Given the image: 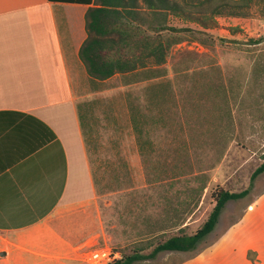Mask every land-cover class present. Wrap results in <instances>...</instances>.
Segmentation results:
<instances>
[{
	"label": "rangeland",
	"instance_id": "rangeland-1",
	"mask_svg": "<svg viewBox=\"0 0 264 264\" xmlns=\"http://www.w3.org/2000/svg\"><path fill=\"white\" fill-rule=\"evenodd\" d=\"M241 13L167 14L163 28L193 30L199 39L172 34L178 43L159 76L89 80L93 95L79 100L78 111L101 221L99 246L118 259L147 255L180 232L193 234L211 212L215 190L248 189L225 205L197 249L203 248L264 187V173L250 183L264 160V0ZM128 19V49L156 35L147 14ZM192 253H160L135 264H173Z\"/></svg>",
	"mask_w": 264,
	"mask_h": 264
},
{
	"label": "crops",
	"instance_id": "crops-1",
	"mask_svg": "<svg viewBox=\"0 0 264 264\" xmlns=\"http://www.w3.org/2000/svg\"><path fill=\"white\" fill-rule=\"evenodd\" d=\"M100 9L113 0H0V264H84L100 248L78 111L93 95L81 47L103 40L113 58V15L107 28L104 14L87 18ZM249 251L264 264V187L237 221L173 264H252Z\"/></svg>",
	"mask_w": 264,
	"mask_h": 264
},
{
	"label": "trees",
	"instance_id": "trees-1",
	"mask_svg": "<svg viewBox=\"0 0 264 264\" xmlns=\"http://www.w3.org/2000/svg\"><path fill=\"white\" fill-rule=\"evenodd\" d=\"M88 1L86 0V2ZM252 2L253 0H180V2L177 0H113V10H91L87 13V18L91 14H104L102 18H104L106 28L109 25L107 16L109 14L113 15V58H109L108 51L104 50V41L99 39L86 41L80 49V58L86 67L90 80L102 81L118 74L119 76L141 75L143 81H149L159 76L157 74L159 66L165 62L170 47L178 43V40H173L172 34L180 32L183 37L190 35L194 39H199L194 36L195 34L198 35L199 32L193 30L163 28L160 24L165 21L164 18L167 14L173 16L179 14L186 18L194 15L207 16L208 14L216 16L243 14L241 13L243 9L249 7ZM138 14L149 16L150 23L155 26L156 35L153 34V38H148V43L135 45V52L130 53L127 50L128 45L126 42L130 39L131 31H129L128 22L125 19L132 18L134 20ZM195 19L198 21L197 17ZM164 31L168 33V36L163 42L162 33ZM132 57L135 60H132ZM131 120L133 127L138 128L139 119L137 116L133 114ZM263 173L264 160L251 174L250 183L252 184ZM247 194L248 189L238 193L217 189L212 193L214 206L211 212L202 226L193 234L186 235L180 232L157 243L147 255L134 251L130 255H124L107 264H135L141 260L154 259L160 253L196 252L198 246L214 231L225 205L229 202L239 201L245 198ZM247 259L254 264L255 253L249 251Z\"/></svg>",
	"mask_w": 264,
	"mask_h": 264
},
{
	"label": "built area",
	"instance_id": "built-area-1",
	"mask_svg": "<svg viewBox=\"0 0 264 264\" xmlns=\"http://www.w3.org/2000/svg\"><path fill=\"white\" fill-rule=\"evenodd\" d=\"M118 259L116 254H112L108 248H98L91 251L83 260L84 264H107L110 261Z\"/></svg>",
	"mask_w": 264,
	"mask_h": 264
}]
</instances>
